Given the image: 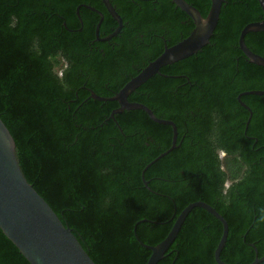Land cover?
<instances>
[{"label":"trees","instance_id":"1","mask_svg":"<svg viewBox=\"0 0 264 264\" xmlns=\"http://www.w3.org/2000/svg\"><path fill=\"white\" fill-rule=\"evenodd\" d=\"M0 0V119L19 167L94 264H138L189 204L211 206L228 225L220 260L264 256V67L247 61L240 31L256 22L247 0H224L200 52L162 67L129 97L143 111L112 112L110 98L189 32L168 0ZM205 17L210 0H185ZM246 47L264 58L256 33ZM142 69V70H141ZM261 79V80H260ZM250 121L246 125L248 119ZM166 153L160 158V156ZM224 154V157L221 154ZM159 157V158H158ZM146 183V185H145ZM220 222L193 208L157 264H216ZM0 264H29L0 231ZM260 264H264V261Z\"/></svg>","mask_w":264,"mask_h":264},{"label":"water","instance_id":"2","mask_svg":"<svg viewBox=\"0 0 264 264\" xmlns=\"http://www.w3.org/2000/svg\"><path fill=\"white\" fill-rule=\"evenodd\" d=\"M253 8L256 22L250 23L240 31L238 46L247 61L264 67V58L252 53L244 43V37L249 33H256L264 46V0H247ZM102 5L109 16L117 23L113 35L119 33L122 19L115 11L109 0H101ZM176 14L183 19L192 29L182 36L152 62L142 68L141 72L131 79L125 86L110 98H102L94 92H90V98L98 102H116L118 108L114 114L124 111L141 110L153 122L168 125L172 128L171 148H175L177 129L174 123L158 119L146 106L139 103H131L128 97L149 78L159 73V70L185 58L200 52L208 45L210 38L219 20V14L224 0H210V8L203 17L200 12L188 4L185 0H168ZM89 8V7H88ZM94 11V9L89 8ZM96 27V33L102 19ZM78 15V14H77ZM110 37V36H109ZM107 37L104 39L108 40ZM264 76V69L261 76ZM260 79V80H261ZM242 95L264 96V92H247ZM249 114V108L240 103ZM249 120V119H248ZM166 153H163L164 156ZM159 158V157H158ZM146 185V183H145ZM193 208H200L217 219L222 226V234L214 251L216 264H226L220 260V253L225 246L228 234V225L211 206L203 202H194L185 207L176 218L166 238L156 246L143 247L151 252L147 261V255L138 264H157L164 258L170 245L176 238L179 229L187 215ZM0 231L17 248L19 253L29 264H94L80 245L72 230L62 224L58 216L33 189L25 179L16 157L14 140L0 119ZM264 256L255 259L251 264H260Z\"/></svg>","mask_w":264,"mask_h":264},{"label":"flooded vegetation","instance_id":"3","mask_svg":"<svg viewBox=\"0 0 264 264\" xmlns=\"http://www.w3.org/2000/svg\"><path fill=\"white\" fill-rule=\"evenodd\" d=\"M130 1H133V2H136V1H153V0H130ZM100 2H101V0H100ZM110 2V1H109ZM101 4H102V2H101ZM81 7H83V8H85V9H87V10H90L89 8H92V7H90V6H88V5H86V4H82V5H80V6H78L77 8H76V10H75V14H76V16H77V18H78V20H79V22H80V24H82V20H81V17H80V14H79V10H80V8ZM89 7V8H88ZM102 7H103V5H102ZM114 7V6H113ZM104 8V7H103ZM92 9H94L95 10V12L94 11H92V10H90V11H92V12H94V13H96V11L97 12H100L101 14H102V19H101V22H100V24L102 23V21H103V19H104V15H103V13L100 11V10H97V9H95V8H92ZM114 9H115V7H114ZM106 11V10H105ZM115 11H116V9H115ZM78 14V15H77ZM108 14V13H107ZM96 15L99 17V20H100V16L96 13ZM109 15V14H108ZM100 24H99V27H100ZM98 25V24H97ZM97 25H96V27H97ZM96 27H95V31H94V39L91 41L92 43H94V42H104L105 40L104 39H106L107 37H109L108 38V40H106V41H109L110 39H112L113 37H115L116 35H113V33H111L110 35H107V36H105V37H101L100 35H99V27H98V32L96 33ZM121 28H122V25H121ZM121 28H120V30H121ZM119 33H120V31H119ZM165 47V46H164ZM167 47V46H166ZM89 91H92V90H88V93H89V98H90V92ZM93 92V91H92ZM264 92V91H263ZM244 94V93H243ZM241 96H245V95H242V94H240L238 97H237V101H238V103L240 104V103H242L241 101H240V97ZM103 98V97H102ZM245 105V104H244ZM242 107V106H241ZM249 121H250V118H249V120L247 121V123H246V125L248 126V123H249ZM223 157H224V154L222 153L221 154Z\"/></svg>","mask_w":264,"mask_h":264}]
</instances>
